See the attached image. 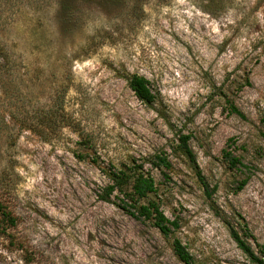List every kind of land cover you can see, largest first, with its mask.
I'll list each match as a JSON object with an SVG mask.
<instances>
[{"label": "rangeland", "instance_id": "rangeland-1", "mask_svg": "<svg viewBox=\"0 0 264 264\" xmlns=\"http://www.w3.org/2000/svg\"><path fill=\"white\" fill-rule=\"evenodd\" d=\"M0 46V204L16 217L0 264H183L150 222L99 200L133 160L196 264H250L230 229L245 223L264 246V0H0ZM181 134L210 195L174 150ZM155 154L171 170L152 168Z\"/></svg>", "mask_w": 264, "mask_h": 264}, {"label": "trees", "instance_id": "trees-1", "mask_svg": "<svg viewBox=\"0 0 264 264\" xmlns=\"http://www.w3.org/2000/svg\"><path fill=\"white\" fill-rule=\"evenodd\" d=\"M76 1L88 2L90 0ZM60 5L63 9L64 16L61 14V7L59 12L61 11L60 15L64 17V20L67 22L69 21L68 23L73 21L75 12L68 9L66 4L62 2H60ZM4 56L6 57L4 49L0 46V58L3 59ZM126 81L128 88L138 101L151 108L156 105L158 94L151 89L149 81L145 77L137 74L127 75ZM226 105L229 114L245 119L244 115L238 110L233 102L227 100ZM56 116V111L52 112V109L48 114H45V120L47 118L45 121V127L47 129H50L51 127L55 128L52 119ZM189 140V135L181 134L177 139L178 143L174 150L179 156L185 157L191 163L196 171L199 182L210 195L208 186L195 163L194 154L188 144ZM87 141L88 140H85V142ZM222 155L230 168L235 169L243 166L241 160L236 157L232 151L224 149ZM77 156L81 159L84 158L81 154ZM147 163L150 164L152 168L160 170L163 174H165V171L171 170L172 168V164L165 154H155L147 161ZM144 166L145 162L136 164L133 160L130 165L124 164L120 168L114 169L113 172L108 174L110 183L105 187L103 193L99 195V200L114 204L135 220L150 222L165 238L171 240L172 252L180 262L183 264H196L186 247L179 239L174 237V233L178 229V222L170 221L160 209L159 204L156 201L149 199L150 195L157 192V186L155 180L150 173L145 170ZM247 182L248 179L240 181L235 191H241ZM112 196L115 199L114 201H111ZM15 224L16 217L8 211L7 208L0 204V235L4 234L7 226H15ZM230 236L250 264H264V246L256 243L255 246L257 252H254L247 241L248 238L254 240V237L245 223L241 225L240 232L231 228Z\"/></svg>", "mask_w": 264, "mask_h": 264}]
</instances>
